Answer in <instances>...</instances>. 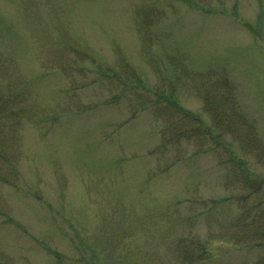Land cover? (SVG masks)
Wrapping results in <instances>:
<instances>
[{
    "label": "rangeland",
    "instance_id": "rangeland-1",
    "mask_svg": "<svg viewBox=\"0 0 264 264\" xmlns=\"http://www.w3.org/2000/svg\"><path fill=\"white\" fill-rule=\"evenodd\" d=\"M261 2L0 0V107L13 93L30 108L18 144L6 135L9 117L0 113L1 137L10 143V154L21 158L23 175L18 188L0 185V198L17 222L7 223L0 214V264H91L95 256L89 243L96 250L114 245L113 259L132 254L146 260L151 258L147 253L164 252L169 257L159 228L180 235L169 230L177 224L187 229L184 233H207L208 223L198 215L202 205L242 191L226 180L228 168L218 166L217 153L224 148L215 143L210 110L194 89H203L201 81L211 85L218 72H225L241 111L264 143ZM60 40L64 51L58 57ZM106 62L117 73L111 78L100 71ZM121 82L128 83L125 95ZM170 82L182 105L201 114L212 132L206 148L183 141L150 156L160 142L164 116L138 103L150 96L146 89L168 91ZM107 92H120L118 102L106 103ZM176 156L182 159L152 176ZM249 157L264 176V158L258 151ZM262 194L252 195L250 202L260 201ZM118 204L127 211L122 222L115 212ZM154 208L167 215L151 217ZM187 216L195 220L181 222ZM48 245L61 253L60 259L45 249ZM263 256L260 246L246 247L223 264L252 263ZM161 258L168 264L166 255Z\"/></svg>",
    "mask_w": 264,
    "mask_h": 264
},
{
    "label": "trees",
    "instance_id": "trees-1",
    "mask_svg": "<svg viewBox=\"0 0 264 264\" xmlns=\"http://www.w3.org/2000/svg\"><path fill=\"white\" fill-rule=\"evenodd\" d=\"M260 7L264 10L263 2H261ZM261 19L262 17H260V21L263 20ZM62 43L63 41L60 40L59 45L61 49L56 52V56L58 57H60L64 51V45ZM2 61L3 59L0 58L1 69ZM123 63L131 68L127 62ZM105 65L106 69H100V71L105 72L110 78L113 73L117 74L114 72L113 65L107 64V62ZM218 74L220 75L211 85L206 86L201 81L203 89L194 90L206 106L205 109L210 110L209 113H211L214 121L213 128L215 131L212 133V137L215 143L222 144L224 148L223 153H217L218 166L225 170L226 167L228 168L230 176H226V180L228 177V183H233L232 186L238 187V191L242 192L232 198H214L211 200V205L208 207L207 205H202L203 209L198 215L203 216L208 223V231L204 236H202L203 233L189 234L190 231L184 233L187 229L177 224L170 227L169 230L170 232L176 230L179 232L181 231L180 235H178L179 233H164L163 231L165 230L159 228L158 233L164 237L162 241H164L165 244L167 242L169 245V257H167V253L164 252L160 253L161 255L157 253H147L145 256H151V258H146V260H144L142 256L134 257L132 254L130 259L122 254L120 255L123 256V258L113 259L112 255L115 250L114 245L110 246L104 244L105 246H103L101 250H96L95 247L89 243V247L95 256V261L90 262L91 264H132L139 259L140 261L138 264H152V262L155 264H160L159 262L166 264L163 263L161 258L165 255L168 264H214L217 262L218 264H223L225 262L224 260L228 258L231 261V254L238 253V251L243 248H256L260 246L261 249L264 250V195H261L260 201L250 202L252 195H257L264 191V176L255 169V164L250 162L249 157L250 155L252 156V153L258 151L259 156L264 158V143L257 134L255 123L251 122L241 111L234 83L225 72H218ZM119 79L121 78L119 77ZM121 83H123L124 89L120 92L125 95L128 90L125 89V86L128 85V83ZM170 85L172 88L168 91H166V89H146V91L150 93V96L148 98L142 96L141 102L138 103V105L143 106L144 109H153L154 113L159 118L164 116L162 119L165 123L159 132L160 142L157 146H153L148 151L150 156L158 154L163 155L170 145H181L183 141L194 143L195 147H198V150L202 149L203 146L206 148L208 146V135L212 132V125L202 123L201 114H196L185 108L182 105V101H180V93L178 89H176V85L172 82H170ZM21 88L24 90L27 86L24 84ZM110 89H113V87H110ZM120 92H107L104 95V101L106 103L116 102L120 96ZM18 95L19 92L16 96ZM29 111L30 108L28 103L23 104L13 93L0 107V113H2L3 116L9 117V124L5 123L9 128L6 135L16 144H18V134L21 136L22 118L25 119ZM136 113L137 110H135L133 114L136 115ZM237 115H240L243 121H235L238 119L235 118ZM193 120H198L199 127L190 125ZM2 123L3 122H0V126ZM123 125H125V123H121L119 127ZM221 128L225 130V133L230 134L228 141L220 139L225 134L218 132ZM2 135L3 133H0V165L5 166V168L2 167L3 169H0V185L18 188V184H20L18 180L23 177L22 172L19 170L21 158L10 154L9 149L11 145L6 139L1 137ZM181 159L180 156H176L171 161L165 160V164L161 167L166 168L152 176H158L164 171H168L170 167H173ZM235 200L238 203L237 209L233 207L235 206ZM116 211H118L117 217L121 219V222L125 220V217H127L126 208L118 204L115 209V212ZM150 211L151 213H149V215L151 217H162V215H167V213H163L158 208H154ZM231 211L235 213H231ZM10 212H12V209L9 207L7 201L5 202L0 198V214L5 217V222L17 224ZM139 220L140 219H138L136 223L139 222ZM180 220L181 222H185L186 220H191L192 222L195 219L193 220L192 216H187L182 217ZM134 224L135 223H130L128 226H134ZM176 235H178L177 238L168 241L170 237ZM114 240L118 239L114 238ZM83 244L88 246V243ZM106 246H108L107 250ZM45 249L56 258H61V253L51 248L49 245L45 247ZM228 263L227 261L226 264ZM243 264H264V256L259 257L252 263L245 261Z\"/></svg>",
    "mask_w": 264,
    "mask_h": 264
}]
</instances>
